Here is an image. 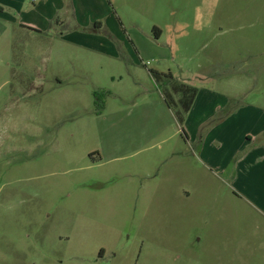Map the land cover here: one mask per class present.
<instances>
[{"label":"rangeland","instance_id":"obj_1","mask_svg":"<svg viewBox=\"0 0 264 264\" xmlns=\"http://www.w3.org/2000/svg\"><path fill=\"white\" fill-rule=\"evenodd\" d=\"M16 4L0 17V264H264V163L217 172L230 154L209 161L198 137L226 153L220 137H264V0ZM151 71L198 88L183 123Z\"/></svg>","mask_w":264,"mask_h":264},{"label":"crops","instance_id":"obj_2","mask_svg":"<svg viewBox=\"0 0 264 264\" xmlns=\"http://www.w3.org/2000/svg\"><path fill=\"white\" fill-rule=\"evenodd\" d=\"M16 3H17V0H0V17L3 13H6L7 9H12V11H13V9L16 10V8H18ZM8 21H11V20H8ZM13 23L15 24V22H13ZM24 25L38 28L37 25H39V24H37L36 22H33V21H28V22L24 23ZM182 82L190 84V82H188L186 80H184ZM190 85H192V84H190ZM198 93H199V90H198ZM193 106H194V104H193ZM190 111H191V109H190ZM257 135L256 136H246L247 139L245 140L243 147L239 142L235 145L234 140H235V138H237V136H224V137L218 138L217 140H219L220 143H218V142H215V143H217V145L220 144L223 149L227 146V153L225 151H221L219 149H217L218 151L213 150L212 149L213 144H212V142H209L208 140H206V138H205L206 136H198V137L200 139L199 142L204 143V144L202 143L200 145L202 148L201 152L205 153L206 157H209V161H215V162L219 161V157L215 153H221L222 155L230 154L231 159L227 162L226 165L220 166L219 167L220 169H218L217 172H225V170L227 168H229V170L227 169V171L229 172V175H231V177H233V176H235V168L237 167L238 169H240L241 163L246 162V160H248L249 158L254 157L253 163L256 165L264 163V139H263L264 137L263 136H257ZM185 139H186V143L194 142V141H192L190 136H189V138L186 136ZM236 140H239V139H236ZM230 149H231V151H229ZM210 166H212V165L210 164ZM210 168L213 169V167H210ZM236 179L238 180L239 177H236ZM243 187L245 188L246 192L245 193L241 192L242 194L239 193L240 195H238V198L241 199V196H244V198H245L246 195H248L249 200L253 201V199H252L253 197L250 195L251 194L250 190L253 188V186L252 187L249 186V191H248V186L244 185ZM254 204H256V203H254ZM263 215H264V212H263Z\"/></svg>","mask_w":264,"mask_h":264},{"label":"trees","instance_id":"obj_3","mask_svg":"<svg viewBox=\"0 0 264 264\" xmlns=\"http://www.w3.org/2000/svg\"><path fill=\"white\" fill-rule=\"evenodd\" d=\"M151 73L154 79L159 82L165 79V84H162L166 91L164 93L165 101L170 108H180V111L178 110L176 113L180 123H183L185 120V114L190 111L196 99L198 88L185 82H175L174 77L171 74H164L155 71H151Z\"/></svg>","mask_w":264,"mask_h":264}]
</instances>
